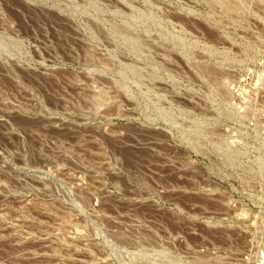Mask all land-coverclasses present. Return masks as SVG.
Wrapping results in <instances>:
<instances>
[{"label": "rangeland", "instance_id": "obj_1", "mask_svg": "<svg viewBox=\"0 0 264 264\" xmlns=\"http://www.w3.org/2000/svg\"><path fill=\"white\" fill-rule=\"evenodd\" d=\"M0 264H264V0H0Z\"/></svg>", "mask_w": 264, "mask_h": 264}]
</instances>
